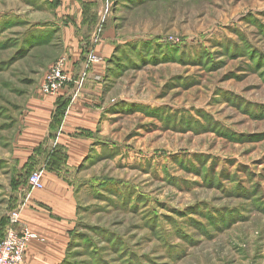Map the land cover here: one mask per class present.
Listing matches in <instances>:
<instances>
[{
	"label": "rangeland",
	"instance_id": "rangeland-1",
	"mask_svg": "<svg viewBox=\"0 0 264 264\" xmlns=\"http://www.w3.org/2000/svg\"><path fill=\"white\" fill-rule=\"evenodd\" d=\"M42 1L0 0V241L26 193L14 139L58 55ZM113 10L124 43L62 264H264V0Z\"/></svg>",
	"mask_w": 264,
	"mask_h": 264
},
{
	"label": "crops",
	"instance_id": "crops-1",
	"mask_svg": "<svg viewBox=\"0 0 264 264\" xmlns=\"http://www.w3.org/2000/svg\"><path fill=\"white\" fill-rule=\"evenodd\" d=\"M114 5L115 0H60L54 8L42 10L50 14L42 22L57 29L56 60L68 58L70 83L53 94L45 93L41 84L27 103L9 157L26 189L20 225L35 235L28 243L25 264H62L67 257L79 216V195L71 179L89 157L95 134L108 115L112 65L124 43L111 19ZM35 172L42 175V189L28 185Z\"/></svg>",
	"mask_w": 264,
	"mask_h": 264
},
{
	"label": "built area",
	"instance_id": "built-area-1",
	"mask_svg": "<svg viewBox=\"0 0 264 264\" xmlns=\"http://www.w3.org/2000/svg\"><path fill=\"white\" fill-rule=\"evenodd\" d=\"M95 60V57H92ZM68 58L60 57L46 71L42 82V90L47 94L57 93L65 89L70 83L67 73ZM101 81V77L96 78ZM31 189H42V175L40 172L31 174L28 179ZM19 211L14 215L12 225L0 241V264H25L28 243L35 235L20 225Z\"/></svg>",
	"mask_w": 264,
	"mask_h": 264
},
{
	"label": "trees",
	"instance_id": "trees-1",
	"mask_svg": "<svg viewBox=\"0 0 264 264\" xmlns=\"http://www.w3.org/2000/svg\"><path fill=\"white\" fill-rule=\"evenodd\" d=\"M59 1H60V0H56V1H55V6L58 5ZM63 111H64V109H63V107H61V108L58 110V115H57V117L61 118L62 115H63Z\"/></svg>",
	"mask_w": 264,
	"mask_h": 264
}]
</instances>
